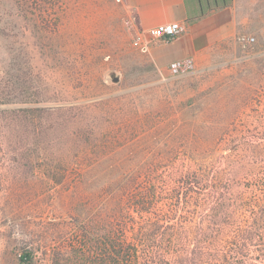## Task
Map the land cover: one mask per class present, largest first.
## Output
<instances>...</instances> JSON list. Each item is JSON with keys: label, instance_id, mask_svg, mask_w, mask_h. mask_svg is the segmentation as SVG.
Wrapping results in <instances>:
<instances>
[{"label": "rangeland", "instance_id": "374dc122", "mask_svg": "<svg viewBox=\"0 0 264 264\" xmlns=\"http://www.w3.org/2000/svg\"><path fill=\"white\" fill-rule=\"evenodd\" d=\"M233 2L255 41L175 77L152 63L126 0H0V264L25 248L46 261L78 214L161 169L230 183L264 171V0ZM204 212L192 232H210Z\"/></svg>", "mask_w": 264, "mask_h": 264}, {"label": "trees", "instance_id": "16d2710c", "mask_svg": "<svg viewBox=\"0 0 264 264\" xmlns=\"http://www.w3.org/2000/svg\"><path fill=\"white\" fill-rule=\"evenodd\" d=\"M158 177L135 195L114 194L101 210L78 214L76 234L46 248V261L25 248L21 264H264V171L235 183L192 167L161 169ZM223 199L225 230L218 223ZM207 203L212 214L201 218L210 232H192L189 223Z\"/></svg>", "mask_w": 264, "mask_h": 264}, {"label": "crops", "instance_id": "0c3cea01", "mask_svg": "<svg viewBox=\"0 0 264 264\" xmlns=\"http://www.w3.org/2000/svg\"><path fill=\"white\" fill-rule=\"evenodd\" d=\"M134 11L140 29L149 35L155 26L180 21L185 31L171 42L156 39L149 47V57L158 69L191 57L200 65L223 50L242 33L233 0H126Z\"/></svg>", "mask_w": 264, "mask_h": 264}, {"label": "built area", "instance_id": "2783aa9c", "mask_svg": "<svg viewBox=\"0 0 264 264\" xmlns=\"http://www.w3.org/2000/svg\"><path fill=\"white\" fill-rule=\"evenodd\" d=\"M185 31V24L180 21H170L159 24L150 30L149 38L144 39L143 43L147 50L154 40L159 39L165 42L175 40ZM238 41L244 46L250 45L255 41V37L247 34L238 36ZM195 70V62L191 57H184L171 61L167 66V73L170 76H183ZM163 74L164 71L160 70Z\"/></svg>", "mask_w": 264, "mask_h": 264}]
</instances>
